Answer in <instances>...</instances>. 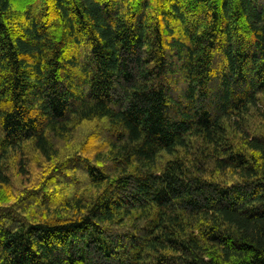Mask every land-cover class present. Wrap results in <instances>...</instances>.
<instances>
[{
    "label": "trees",
    "instance_id": "16d2710c",
    "mask_svg": "<svg viewBox=\"0 0 264 264\" xmlns=\"http://www.w3.org/2000/svg\"><path fill=\"white\" fill-rule=\"evenodd\" d=\"M0 264H264V0H0Z\"/></svg>",
    "mask_w": 264,
    "mask_h": 264
}]
</instances>
